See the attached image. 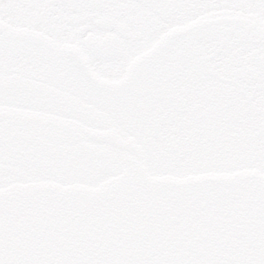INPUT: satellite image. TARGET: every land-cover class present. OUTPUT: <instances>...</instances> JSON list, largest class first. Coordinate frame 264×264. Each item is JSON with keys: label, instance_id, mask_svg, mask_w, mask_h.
Wrapping results in <instances>:
<instances>
[{"label": "flooded vegetation", "instance_id": "obj_1", "mask_svg": "<svg viewBox=\"0 0 264 264\" xmlns=\"http://www.w3.org/2000/svg\"><path fill=\"white\" fill-rule=\"evenodd\" d=\"M59 2L70 6L60 9L16 8L9 11L11 22L0 25L12 48L6 84L30 91L40 90L53 104L52 110L45 106L44 111L20 110L11 106L3 109L7 121L14 124L19 119L31 123V127L23 132L15 128L9 130L8 176L22 174L16 167V160L21 155L30 157L37 147L48 145L55 146L58 153L83 165L81 179L51 184L97 188L130 172L146 169L150 175L156 176L151 168L150 151H157L159 145L170 158L174 153L184 152L183 144L173 143L174 134H181L184 138L192 133H206L214 136L217 143L215 128L226 126L230 135L237 136L239 128L231 121L240 119L239 112L233 110L225 115L222 110L232 100L238 101L241 107L246 103L250 78L258 71L254 51L247 55L235 52L230 69L209 70L212 57L223 51L216 48L212 52L213 42L211 47L196 46L163 61L144 72L138 80L134 81L133 77L160 46L173 37L188 36L201 28L243 25L250 17L227 10L128 6L157 3L158 0H88L91 4L120 5L100 8L74 7L71 6L73 0ZM25 3H31V0H25ZM192 16L196 19H190ZM162 20L182 22L165 26L166 30L159 32L158 39L151 46L144 47L134 57L129 56L125 41H136L146 32L155 31ZM41 28L43 31L39 30ZM49 31L57 34L56 40L47 38ZM82 36L90 49L106 53L115 50L114 59L109 60L107 55L100 57L104 62L102 74L94 70L89 72L96 88L103 92L100 97L94 90L82 93L39 48L23 53L26 56L24 63L15 62L14 56L19 51L17 42L30 40L42 42L46 49H52L57 55H78L87 63L79 44ZM220 72L228 75L222 76ZM238 72H242V75L237 74L241 81L229 74ZM260 110L264 112V104ZM213 121L216 122L214 127L202 130L198 126L201 122ZM240 130L241 136L252 134L250 129ZM222 143L224 151L231 150L230 144ZM41 164L45 168L48 166L45 160ZM57 175L64 181H72L73 173L69 168ZM25 184L40 183L29 181Z\"/></svg>", "mask_w": 264, "mask_h": 264}, {"label": "snow or ice", "instance_id": "obj_2", "mask_svg": "<svg viewBox=\"0 0 264 264\" xmlns=\"http://www.w3.org/2000/svg\"><path fill=\"white\" fill-rule=\"evenodd\" d=\"M68 3H61L59 0H0V25H7L9 11L16 8L26 7H48L66 8ZM71 6L84 8H100L105 6L119 7L118 4L102 5L91 4L88 0H73ZM128 6L156 7L164 9H191L208 11L227 10L233 13H240L250 17L245 24L215 26L212 28H201L190 33L188 36H175L162 44L151 59L138 69L133 80H138L143 73L150 71L160 65L163 61L171 59L179 54H183L196 46H212V52L216 48L222 49L219 56H213L209 62V70H227L231 68V58L235 52L247 55L254 51L256 53L255 62L257 75L250 78V94L246 97V103L241 107L238 101L232 100L223 108V113L235 110L239 112L240 119L234 122V126L251 130L248 136L230 135L225 127L215 128L217 143H210L204 138L194 142L184 143L186 156L180 162L169 161L168 172L173 175H182L186 180L209 175L222 174L226 171L243 168L255 169L264 176V112L260 110L264 104V0H158L157 3ZM190 19L195 20L192 16ZM180 20H162L155 31H148L143 37L136 41H125L129 56L138 55L144 47L151 46L159 36L160 31H165L170 23H181ZM43 31V29H39ZM47 38L57 39L54 31L47 32ZM87 34H85L86 36ZM81 53L87 57V63L75 54L57 55L52 49H46L42 42L30 40L17 42L14 59L17 64H22L26 60L23 54L32 48H39L45 56L56 64L58 71L62 73L71 83L77 86L82 93L87 94L89 90H94L95 95H103L102 90L96 88L91 80L89 72L94 70L103 73L104 62L102 55H107L108 59L115 58V50L102 52L90 49L82 36L79 40ZM12 51L8 43L3 27H0V193L12 184H25L29 181L36 183H66L75 182L82 178L83 165L74 162L63 153H58L55 146H39L33 154L29 156L21 155L16 160V167L22 173L16 177L8 176L6 169L9 163V130L15 128L18 132L31 127V123L24 120H17L14 124L7 121L3 116V109L11 106L20 110L32 109L34 111H44L45 106L52 110L53 104L49 102L40 90L30 91L18 85L6 84L9 75V54ZM14 101H19L15 103ZM67 115V113H63ZM213 122H201L198 126L204 130L214 127ZM227 142L232 146L231 150L222 151ZM48 162L45 168L41 161ZM65 168L72 170V181H64L57 175ZM159 174L164 172L157 170ZM138 184L145 191H151L155 196L165 199L176 209L183 208L189 203L193 208V217L196 209H207L214 215H222L225 209H231L235 203H251L255 211L252 213L254 222L250 224L246 231H241L233 225L223 227L225 238L223 241H211L206 245L203 254L197 255L191 252V259L187 264H264V182L256 179H243L235 184H194L187 183L183 186L162 185L157 189H148L138 178ZM62 200L65 210L87 207L92 201L87 196L60 197L58 194L34 191L31 193H18L15 198L17 208L32 207L34 202L44 204H54L56 200ZM12 207V201L0 195V264H34L33 261L24 257L19 250L15 251V259L9 261L5 255L6 243L3 228L7 214ZM189 218H185V223ZM248 217H238L236 223H247ZM233 238L235 243L233 244ZM152 264H186L185 257H163Z\"/></svg>", "mask_w": 264, "mask_h": 264}, {"label": "water", "instance_id": "obj_3", "mask_svg": "<svg viewBox=\"0 0 264 264\" xmlns=\"http://www.w3.org/2000/svg\"><path fill=\"white\" fill-rule=\"evenodd\" d=\"M130 172L98 188L62 186L41 183L14 185L0 195L12 201L3 233L5 255L15 259L19 250L34 264H152L163 257H185L191 252L201 255L211 241H223V227L233 225L246 231L254 222L251 203L237 202L222 215L207 209L187 206L176 209L168 201L145 191L162 185L235 184L243 179L264 182L257 170L209 174L191 180L152 169ZM173 176V177H172ZM34 191L54 193L60 197L87 196L92 203L87 207L65 210L62 200L48 205L34 202L32 207L17 208L18 193ZM248 217L247 223H236L238 217ZM185 218H189L185 223ZM232 243H235L233 238Z\"/></svg>", "mask_w": 264, "mask_h": 264}, {"label": "rangeland", "instance_id": "obj_4", "mask_svg": "<svg viewBox=\"0 0 264 264\" xmlns=\"http://www.w3.org/2000/svg\"><path fill=\"white\" fill-rule=\"evenodd\" d=\"M222 74V76L225 74V75H228V73H225V72H220ZM231 78H234V79H238V80H242L240 79V77L237 75V74H240L242 75V72H238V73H229ZM234 74V75H232ZM247 75L249 76L250 73L248 72ZM234 124V122H232ZM239 129H246V128H242V127H237ZM239 131V130H238ZM158 150L156 151H150V157H151V160H152V164L153 166L151 167L153 170H160L164 173H167V174H170V175H173L172 173L168 172V167H169V161L171 160H176L177 162H180L184 159V157L186 156V152H180V153H174V156L173 157H169L168 153L166 150H162L159 145H158ZM185 151V150H184ZM222 151H224L222 149ZM165 157V158H164ZM226 172H230V171H226ZM173 176H177V177H180V178H183L182 175H173Z\"/></svg>", "mask_w": 264, "mask_h": 264}, {"label": "trees", "instance_id": "obj_5", "mask_svg": "<svg viewBox=\"0 0 264 264\" xmlns=\"http://www.w3.org/2000/svg\"><path fill=\"white\" fill-rule=\"evenodd\" d=\"M231 121V120H230ZM192 121H190V123H191ZM226 122H228V121H226ZM231 122H233V120L231 121ZM196 130V129H195ZM239 131V133L237 134V136H241V130L240 129H238ZM243 136H245V135H243ZM181 138H183V136L181 135V134H174L173 136H172V140H173V143H177L178 144V146H180L181 144H183V146H184V143H182V142H180L181 141ZM200 138H204L205 140H207L208 142H210V143H216V141H215V137L214 136H212V135H208V134H206V133H199V134H190V135H184V141H186V142H189V143H191V142H194L195 140H198V139H200ZM227 145H228V143H227ZM226 145V146H227ZM184 150H185V147H184ZM185 152V151H184ZM243 169H249V168H243ZM238 170H242V169H238ZM238 170H235V171H238ZM230 172H235V171H232V170H229Z\"/></svg>", "mask_w": 264, "mask_h": 264}]
</instances>
